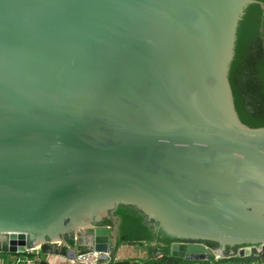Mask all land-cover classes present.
Returning a JSON list of instances; mask_svg holds the SVG:
<instances>
[{"label":"water","instance_id":"1","mask_svg":"<svg viewBox=\"0 0 264 264\" xmlns=\"http://www.w3.org/2000/svg\"><path fill=\"white\" fill-rule=\"evenodd\" d=\"M72 239L264 258V0H0V244Z\"/></svg>","mask_w":264,"mask_h":264},{"label":"crops","instance_id":"2","mask_svg":"<svg viewBox=\"0 0 264 264\" xmlns=\"http://www.w3.org/2000/svg\"><path fill=\"white\" fill-rule=\"evenodd\" d=\"M74 241H75L74 246H70V247L74 248L75 250H78V246H80V243L78 240H74ZM120 245H125V246L128 245V247H131V248H127L126 252L132 253L134 256L131 258L130 255H128V253H124L121 259H115L114 257L115 254H114L113 255L114 260L116 261L128 260L129 264H134L138 260L145 261L147 259L146 251L139 249L137 243H121ZM117 247H119V245ZM0 253H4V251H0ZM10 253H12V255L8 256L7 259H5L4 257L0 255V264H3V263L4 264H16V263L39 264L40 262H44L46 264H79L73 258L67 257L66 254L57 253L53 250L42 251L41 247L29 249L24 253H13V252H10ZM215 255H219V254H213L210 257V259H206V260L195 261V260L187 259L188 261L179 262L177 264H229L232 262H235V264H264V260H259L258 258L253 259L249 262H246L244 260H232L227 257L225 259L223 255H220L222 257L219 258L218 260H215L214 259ZM10 258L12 259L14 258L15 260L11 262Z\"/></svg>","mask_w":264,"mask_h":264},{"label":"trees","instance_id":"3","mask_svg":"<svg viewBox=\"0 0 264 264\" xmlns=\"http://www.w3.org/2000/svg\"><path fill=\"white\" fill-rule=\"evenodd\" d=\"M75 241L72 239L71 241H68V245L69 246H74ZM122 243H137V242H122ZM239 246H235V251L238 249ZM66 246H61L59 248H53V246L51 244H43L41 246V250L42 251H55L57 253H61V254H65L66 251ZM117 246L113 248V250L110 253V259L108 261H106L104 264H129L128 260H123V261H116L114 260V251L116 250ZM78 249L81 252H85L88 251L89 249L86 246H78ZM0 251H7L6 248V244H0ZM28 253V252H27ZM223 257L226 259L230 258L232 260H244L246 262H249L253 259L258 258L259 260H264V258H262L261 256H244V257H239L237 256V254H229V253H224ZM184 261H188L185 258H177V257H173L170 254V251L167 253H157L155 256H151V257H147V259L145 260L146 264H177L179 262H184ZM39 264H46L44 262H40Z\"/></svg>","mask_w":264,"mask_h":264},{"label":"built area","instance_id":"4","mask_svg":"<svg viewBox=\"0 0 264 264\" xmlns=\"http://www.w3.org/2000/svg\"><path fill=\"white\" fill-rule=\"evenodd\" d=\"M255 247L256 249H260L261 245ZM247 248L250 249L252 247H247ZM102 254L110 258V252L101 253L94 249H89L88 251L85 252H81L80 250L76 251L75 257L73 259L79 264H104L109 259L106 260L102 258ZM221 257L222 256L220 255H215L214 259L218 260ZM134 264H146V263L145 261H136Z\"/></svg>","mask_w":264,"mask_h":264},{"label":"rangeland","instance_id":"5","mask_svg":"<svg viewBox=\"0 0 264 264\" xmlns=\"http://www.w3.org/2000/svg\"><path fill=\"white\" fill-rule=\"evenodd\" d=\"M71 236H73V238H75V239H78V234H72ZM52 246H53V248H59V247H56L57 245L56 246L55 245H52ZM127 248H131V247H128V245H126V246L125 245H119V247H117L116 250L114 251V254H115L114 257H115V259H121L122 258V255L124 253H128V255H130V257L132 258L134 255L132 253L126 252V249ZM0 255L2 257H4L5 259H7L8 256H11L12 255V253H10V252H4V253H0ZM137 257H138V255H137ZM10 260H11V262H13L15 259L14 258L13 259L10 258ZM138 261H141V260H138ZM195 261H197V260H195ZM16 264H19V263H16ZM229 264H235V262H232V263H229Z\"/></svg>","mask_w":264,"mask_h":264},{"label":"clouds","instance_id":"6","mask_svg":"<svg viewBox=\"0 0 264 264\" xmlns=\"http://www.w3.org/2000/svg\"><path fill=\"white\" fill-rule=\"evenodd\" d=\"M210 259V258H209Z\"/></svg>","mask_w":264,"mask_h":264}]
</instances>
